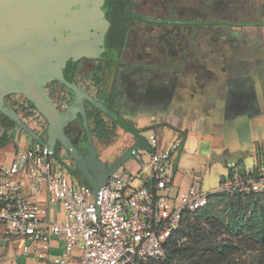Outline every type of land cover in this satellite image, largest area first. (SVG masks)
Wrapping results in <instances>:
<instances>
[{"label":"built area","instance_id":"1","mask_svg":"<svg viewBox=\"0 0 264 264\" xmlns=\"http://www.w3.org/2000/svg\"><path fill=\"white\" fill-rule=\"evenodd\" d=\"M71 100L58 93L57 108L65 111ZM8 106L38 136L44 134L48 124L26 97L14 96ZM147 143V150L132 151L137 172L113 174L100 189L70 173L72 159L64 148L17 151L9 166H0V230L13 241L15 257L43 264H165L186 214L206 208L212 195L264 194V160L234 168L217 190H203L202 173L188 190H179L173 156L182 140L164 145L156 130ZM50 206H60L63 217L53 220ZM52 242L63 243L61 253Z\"/></svg>","mask_w":264,"mask_h":264},{"label":"rangeland","instance_id":"2","mask_svg":"<svg viewBox=\"0 0 264 264\" xmlns=\"http://www.w3.org/2000/svg\"><path fill=\"white\" fill-rule=\"evenodd\" d=\"M208 0H138L135 7L126 6L123 11V19L119 23L121 33L120 48L122 52V62L117 68L113 65L105 80L104 94L112 91L114 82L115 113L121 118L131 117L135 124L146 125L149 122L159 124L172 118L171 109L174 105L183 106L200 102L199 106L205 107L207 113L213 116L216 113L211 100L205 99L208 91H215L213 87H230L235 81L240 79V30L214 27L212 32L206 27H179L164 23L173 20H193V17L204 14L208 6ZM204 19L209 21L238 22L240 23V4L234 9L211 14ZM236 24V23H233ZM190 35L180 34L178 30L189 31ZM196 29V30H194ZM195 31L198 33V45H195ZM246 43H252L250 38ZM252 53V51L250 52ZM194 54L196 59L194 63ZM99 66L101 74L92 77L99 80L100 84L105 76L107 65L103 63L92 64ZM92 66L91 68H93ZM91 80L87 78L85 81ZM92 81H94L92 79ZM212 88V90H210ZM208 94V93H207ZM215 94V92H209ZM208 108V109H207ZM235 110V106L231 107ZM231 109V110H232ZM240 111V107L236 112ZM170 117V118H169ZM221 117V116H220ZM108 129L114 132L108 139L98 141L97 146L104 161H110L120 151L115 147L125 150L134 144L131 137V127L134 124L124 121L122 126L116 130L114 119L110 114H102ZM111 118V119H110ZM186 119V118H185ZM184 119V120H185ZM235 120V119H234ZM233 121V120H231ZM34 123L35 131L38 124ZM238 126L240 116L237 117ZM165 124V123H163ZM151 126V125H150ZM180 126H183L180 124ZM235 124H222L219 131L214 136L203 134H193L198 136L203 143L196 149V155L186 154V156L175 153L174 161H179L180 169L183 172L194 171L191 176L198 173L204 175L203 190L211 192L219 189L221 178L228 173L225 164L222 162L225 153L236 162L240 158V131H232ZM177 136L182 142L189 135L183 129L176 128ZM28 134L24 132L23 136ZM249 135V134H248ZM22 139V138H21ZM121 141V144L119 143ZM196 141L193 137L188 141V151ZM118 145L113 147V144ZM137 142V141H136ZM141 143V142H139ZM184 144V143H183ZM112 145V146H111ZM19 148L23 145L18 144ZM143 146V147H142ZM141 150L148 149V143H144ZM216 154L209 168H205L206 158L210 154ZM8 153L3 152L1 160H7ZM254 159L246 158L245 165L252 167ZM231 168V167H230ZM171 171L168 172V176ZM264 206V194H237L234 196H214L209 207L194 215L192 223L200 222V229L203 233L212 234L214 230L208 224L210 216L226 224L238 228L235 232L240 233V229L249 232L252 228V211L257 206ZM247 209L248 213L243 215ZM234 232V233H235ZM215 233H217L215 231ZM218 241L228 239V235H216ZM0 236V264H15L13 243ZM181 242H185L183 237ZM180 242V243H181ZM15 245H20L19 241ZM258 254L248 252L241 256V260L249 263H257ZM240 264V254L234 257ZM175 264H195L192 261H182Z\"/></svg>","mask_w":264,"mask_h":264},{"label":"water","instance_id":"3","mask_svg":"<svg viewBox=\"0 0 264 264\" xmlns=\"http://www.w3.org/2000/svg\"><path fill=\"white\" fill-rule=\"evenodd\" d=\"M106 3L107 0H0V114L46 148L55 150L59 141L95 189H100L132 156L128 152L113 164H106L90 135L82 153L65 133L66 126L78 117L89 133L86 102L111 115L104 101H97L73 77L80 60L100 59L109 52L108 37L114 22L108 19ZM164 23L240 26V23L186 20ZM52 82L63 84L73 94L65 112L57 108L45 90ZM12 94L24 95L45 119L46 143L6 105L5 98Z\"/></svg>","mask_w":264,"mask_h":264},{"label":"crops","instance_id":"4","mask_svg":"<svg viewBox=\"0 0 264 264\" xmlns=\"http://www.w3.org/2000/svg\"><path fill=\"white\" fill-rule=\"evenodd\" d=\"M207 3L209 8L206 9L204 14L200 15L199 17H193V20L191 21L227 23L216 20L209 21L204 19L203 16H205L206 18L209 15L212 16L211 14H218L219 12L228 11L234 9L235 7H238L240 4V26H192L194 28L206 27L209 28L211 32L214 27H220V29L225 27L229 29L231 28L233 30H240V52H242L240 53V79L236 80L235 84L227 88H218L216 86L215 88L213 87L215 91L209 92H215V94H209L208 91L206 92L205 103L211 100L213 103V107L209 108L216 109V113L213 116L209 115L205 110V107L207 106H199L201 103L198 102L197 104L196 100L194 104L188 103L183 106L174 105L170 110L172 118L169 117L170 120L163 122L165 124L159 123L152 125L153 123L149 122L146 125H140L135 124L137 120L135 121L131 117L121 118L117 113H115V108L113 110L110 108V105L112 103V95H110L106 98L107 100L104 102V104L109 109L112 117L114 118L112 120H114L116 130L117 128L120 129L119 127L122 126L125 120H127L131 124H134V126L131 127V139L134 144L126 148L125 150H121V147L119 148V146H116V144L118 145V142H115L113 144V147L116 146L115 150L120 151L119 154H116V156L113 157V159L110 161H104L100 153V149L97 146V143L100 140L96 139L94 141V144L100 159L104 163L109 165L113 164L122 156H124V154L132 152L134 150L142 149L141 146L144 143L147 144V137L152 131L157 130L161 142L164 145H167L171 143L173 139H176L177 133L176 131H174L176 128L183 129L185 132L189 133V135L183 142L184 146L181 149V155L186 156V154L188 153L196 155V149L200 148V146L204 142L201 143L200 138L193 134H203L204 132H206L208 135L214 136L216 132L219 131L218 129L221 128L222 124H229L230 122L235 124V126L232 127V131H240V148L243 149L240 150V158L238 162L229 158L227 156V153H225V157L224 159H222V162L225 164L228 173L226 175H223L221 181L224 178L228 177L234 168H252L256 166L260 162V160H264V0H208ZM190 19L191 18H188L187 20ZM197 34L198 33L195 31V45H198ZM250 38L252 40V43H246L250 40ZM251 51L252 53H250ZM102 88L103 84L101 85V89ZM210 90H212V88H210ZM72 101L73 99L71 100V103ZM71 103L69 104V106L71 105ZM233 105L235 106V110L231 108ZM239 107L240 111L236 112V109H238ZM98 110L105 115L102 110ZM238 116H240L239 126L236 123ZM180 124L183 126H180ZM65 132L69 139L74 143L76 139L73 131ZM23 134L24 131L21 128L14 124H10L8 120L0 117V166H9L13 162L15 153L17 151L41 146V144L36 142L29 135L25 137L23 136ZM193 137L196 138V141L192 147V151L189 152L188 148H190V145H188V141ZM47 140L48 135L43 142L46 143ZM19 142L21 145H23V148H19ZM119 143L121 144V141ZM77 148L80 149L81 147ZM3 152L8 153L7 160H1ZM215 155L216 154L211 153L210 156L206 158V163L204 164V167L206 169L210 167L211 163H209V161L213 160L215 158ZM246 158L254 159L255 163L252 167H247L245 165ZM180 166L181 164L176 160L174 162V170L172 176L174 178L175 185L179 190H188L192 186V174H194L195 172L192 171L190 172V174H187V172H183L180 169ZM138 170L139 164L132 156H130L114 174H118L124 171L135 173ZM70 173L80 182L84 181L91 186V184L86 180L85 176L80 172V170H78L74 162L72 167L70 168ZM49 212L53 220L61 219L63 217V211L61 210L60 206H50ZM0 236L1 241L3 240L2 237H5L6 240L10 241L12 245L13 241L9 237H7L1 230ZM51 245L53 247V250L57 254L61 253L64 247L63 243L52 242ZM12 252L14 253V249H12ZM14 258L15 264H43L30 258H16L15 255Z\"/></svg>","mask_w":264,"mask_h":264},{"label":"trees","instance_id":"5","mask_svg":"<svg viewBox=\"0 0 264 264\" xmlns=\"http://www.w3.org/2000/svg\"><path fill=\"white\" fill-rule=\"evenodd\" d=\"M115 98L116 97L113 94L112 103L110 105L112 110L115 108ZM101 116L102 113L96 107L91 105L90 110H88V117L91 120L90 126L92 128V132L100 141L108 139V137L114 132V129H108V125L106 124L105 120L101 118ZM0 117L5 118L10 124L13 125V123L7 117H4L2 114H0ZM82 183L86 182L83 181ZM214 196L234 195L219 193L212 195V198ZM209 205L207 207H209ZM204 209L195 213L186 214L182 226L177 232V235L170 241V244L167 247V260L165 264H175L182 261H192L195 264H238V262L234 260V257L238 256L239 254L240 264H255L241 260V256L248 252H255L258 254L256 264H264L263 205L257 206V208L252 211V228L249 230V232H245L240 229V233H237V231L235 232V229L238 228L234 227L233 230L232 226H227L212 216H210L208 224L214 231L212 234L208 235L203 233L200 229H198L200 227V222L198 221L192 223L191 221L196 213L201 212ZM247 213L248 210L245 209L242 214L245 215ZM215 231L217 233H215ZM218 234L219 236L228 235L229 238L218 241L216 237ZM182 237L186 239L185 242L179 241Z\"/></svg>","mask_w":264,"mask_h":264},{"label":"flooded vegetation","instance_id":"6","mask_svg":"<svg viewBox=\"0 0 264 264\" xmlns=\"http://www.w3.org/2000/svg\"><path fill=\"white\" fill-rule=\"evenodd\" d=\"M137 2L138 0H107L106 7L109 9L108 19L114 22V28L112 29V32L108 37L109 52L105 53L104 56L100 59H82L75 66V69L73 71L75 82L78 85H80L84 90H86L88 93H90L96 100H103L105 102L107 100L106 99L107 97L114 94V91H115L114 83H113L112 91L110 93L105 95L104 90H105V80L108 76V72L110 68L113 65H116V72H117V68L122 62V52L120 48L121 33L119 30V23L121 19H123V15L121 11H123V9L126 6H128L129 8L135 7ZM186 21H191V20H186ZM176 26H179V25H176ZM184 27H192V25H186ZM190 29L191 28H189V31H184V32L183 30L181 31L178 30L177 33L178 35H180L181 33L190 35ZM115 51L117 52V54H115ZM195 59H196V54H194V63H195ZM95 63H103L107 65V69L105 70V74H104L105 76L103 77V80L100 84H98L99 80H97V78L96 80L92 78L96 76L97 74L102 73L99 70V66L92 65ZM92 66L94 67L91 68ZM87 78L91 80H88V85H85L82 83V81L86 80ZM92 79L94 81H92ZM102 84H103V88L101 89ZM45 90L48 93V95L51 97V99L53 100L56 106H58L57 104V94L58 93H64V94L68 93L73 99V94L70 92V90L67 87H65L63 84H60L58 82L49 83L45 87ZM18 95L25 97L24 95H21V94L9 95L5 98L6 105L7 106L9 105L10 99L12 97L18 96ZM90 107H91V104L86 102L87 123H88L89 133L85 131L84 121L82 120L81 117H78L76 120L69 123L65 128V131H73L75 139H76L74 142L75 146L81 147L80 150L82 153L84 152L82 148L88 142V135L91 136L93 142L97 139L94 133L92 132V128L90 126L91 120L88 117V110H90ZM60 111L65 112L64 110H60ZM45 127H44V134L40 136V139L42 141H44L45 138L47 137L48 127L47 125ZM61 148L62 147H61L60 142L57 141L55 149L57 150ZM72 164H73V161H72Z\"/></svg>","mask_w":264,"mask_h":264}]
</instances>
